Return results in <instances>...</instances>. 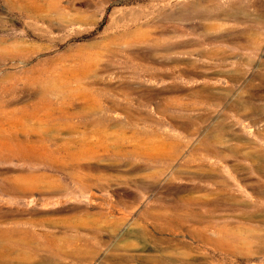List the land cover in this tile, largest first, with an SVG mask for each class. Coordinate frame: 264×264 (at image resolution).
<instances>
[{
  "label": "rangeland",
  "instance_id": "1",
  "mask_svg": "<svg viewBox=\"0 0 264 264\" xmlns=\"http://www.w3.org/2000/svg\"><path fill=\"white\" fill-rule=\"evenodd\" d=\"M261 132L264 0H0V228L65 240L32 264H264Z\"/></svg>",
  "mask_w": 264,
  "mask_h": 264
},
{
  "label": "bare ground",
  "instance_id": "2",
  "mask_svg": "<svg viewBox=\"0 0 264 264\" xmlns=\"http://www.w3.org/2000/svg\"><path fill=\"white\" fill-rule=\"evenodd\" d=\"M15 5V4H14ZM23 5V4H22ZM152 74V73H151ZM173 106V105H172ZM259 112V111H258ZM263 115V114H262ZM260 115V116H262ZM261 118V117H260ZM258 120V119H257ZM260 136L264 138V132L260 133ZM207 139V138H206ZM218 139V138H217ZM207 147H209V150H211L210 148V144H207ZM241 150V147H239ZM235 149V148H234ZM229 150V149H227ZM243 150V149H242ZM230 151V150H229ZM227 151V152H229ZM232 151V150H231ZM210 153H215L214 149H212L211 151H209ZM224 152V151H223ZM226 152V151H225ZM256 152V153H255ZM235 153V152H234ZM250 154H247V158L248 160H255L256 163L254 164V171L256 174H258L260 177H264V151L262 149L259 150H255V151H250ZM240 154V153H239ZM243 155V154H242ZM245 157V156H244ZM226 158V157H225ZM239 158V157H238ZM257 158V159H256ZM253 160V161H254ZM241 166V165H240ZM238 167V166H237ZM247 175V174H245ZM249 175V174H248ZM260 181V180H259ZM264 182V181H263ZM261 183V182H260ZM259 183V188L257 191V194L260 198L259 201L256 200L254 203L251 202H247L246 200L243 201H239L238 199L233 198L231 195V197L233 198V200L235 201V199L238 201L239 204H233L231 206H233V208L235 210H240L243 211L242 214L246 213V209H248L247 211L249 212V208L252 207L254 208L253 210L259 211L261 208H264V203L262 201V199L264 198V185L261 183L260 186ZM231 185H228V189L230 188ZM204 186H195L194 189H196L197 191L200 192H206L204 194V197L202 196H198V198L193 199L195 197H192L188 202V205L191 204L189 206V211L186 212V214L188 215L189 219H186L185 217H183L181 219V221L183 223L191 222L190 227L193 229L194 234H191L194 238L199 239L200 241L210 244V245H214L216 247L220 246L222 247L223 245L225 246L224 239V231L222 230L221 227H213L212 225H214V222L212 221L213 216L214 215H208V213L206 212V209H210L208 210V212L212 210V208L214 207L215 209H219L222 206L221 203V195H220V190L217 191L216 189H213L211 192L204 190L203 189ZM224 189V188H223ZM228 189H225L228 191ZM224 190V191H225ZM217 191V192H216ZM222 191V190H221ZM220 192V193H219ZM229 192V191H228ZM226 193V192H225ZM228 194V193H227ZM210 195H216L219 198L215 201H209L207 199L208 196ZM228 196V195H227ZM197 197V196H196ZM230 197V198H231ZM242 197V196H241ZM226 198V197H225ZM238 198V197H237ZM239 199L240 196H239ZM226 201V200H225ZM179 204V203H178ZM181 205V204H180ZM230 205V204H229ZM176 206V205H175ZM225 206V205H224ZM171 207V206H170ZM182 207V205H181ZM224 208V207H223ZM222 208V209H223ZM228 208V207H226ZM231 208V207H230ZM229 209V208H228ZM179 210V209H178ZM221 210V209H220ZM160 211V210H159ZM219 211V210H218ZM222 211V210H221ZM182 212V211H181ZM209 212V213H210ZM250 213V212H249ZM248 214V213H247ZM220 216V215H219ZM250 216V215H249ZM176 217V216H175ZM215 217V216H214ZM217 217V216H216ZM243 217V216H242ZM177 219V218H176ZM177 222V221H176ZM216 223V222H215ZM234 223V222H233ZM217 224V223H216ZM219 224V223H218ZM225 224V223H224ZM220 225V224H219ZM229 225V224H228ZM223 226V225H222ZM227 226V225H226ZM182 227V226H181ZM186 227V226H185ZM228 227V226H227ZM235 227V226H234ZM233 227V228H234ZM24 228L20 227V226H14L11 228H0V264H32L33 260L32 258H30L32 252L34 254H36V256L41 253V251H45L47 250L46 253V259L50 260V261H55L54 259L60 258L62 255L65 254V247H64V242L62 238V241L60 240V236L58 237L57 235H52L49 236V233H40V234H36L33 232H28L23 230ZM224 229V228H223ZM185 230V229H184ZM234 230V229H233ZM212 232L213 235L215 237H210L211 235H208V232ZM251 231V230H250ZM253 231V230H252ZM226 232V231H225ZM240 232V231H239ZM230 233V232H229ZM52 234V233H51ZM231 235V234H230ZM43 237L45 238L47 245H41L38 244L37 246H32L31 244L34 242L33 240L37 237ZM253 237V236H252ZM231 239H229V241L232 240V236L229 237ZM33 239V240H32ZM66 239V238H65ZM239 239V238H238ZM242 239V238H241ZM255 239V238H254ZM31 240L33 242H31ZM244 240V239H243ZM69 241V240H67ZM258 241V240H257ZM36 242V241H35ZM39 242V241H38ZM42 242V241H41ZM241 242V240H240ZM158 243V242H157ZM245 243V242H244ZM252 243V242H251ZM256 243V242H255ZM34 244V243H33ZM37 244V243H36ZM35 244V245H36ZM259 244V243H258ZM261 244V243H260ZM233 245V244H232ZM238 245V244H237ZM243 245V243H242ZM241 245V246H242ZM249 245V244H248ZM246 246V245H244ZM51 249H49V248ZM212 248V247H211ZM219 248V247H218ZM79 249V248H78ZM229 249V248H228ZM222 250V249H221ZM67 253V252H66ZM72 253V252H71ZM219 253V251H218ZM44 255V254H43ZM42 255V256H43ZM33 256V255H32ZM31 256V257H32ZM40 256V255H39ZM52 257L53 260H52ZM35 259V258H34ZM200 259V258H199ZM38 262V261H37ZM58 264V262L56 263Z\"/></svg>",
  "mask_w": 264,
  "mask_h": 264
}]
</instances>
